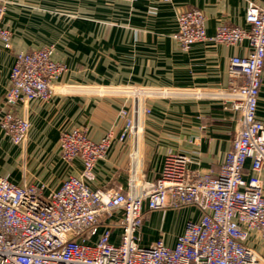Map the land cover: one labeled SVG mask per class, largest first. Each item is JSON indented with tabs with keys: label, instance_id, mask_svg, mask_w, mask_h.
I'll return each mask as SVG.
<instances>
[{
	"label": "crops",
	"instance_id": "1",
	"mask_svg": "<svg viewBox=\"0 0 264 264\" xmlns=\"http://www.w3.org/2000/svg\"><path fill=\"white\" fill-rule=\"evenodd\" d=\"M264 8V0H6L2 27L10 48H0V113L8 110L4 95L11 88L9 73L15 54L53 47V59L66 71L45 101H29L14 112L29 122L23 145H13L0 132V175L17 185L59 187L68 177H80L82 162L61 159L58 138L63 130L79 128L94 142L107 132L112 140L104 158L82 181L90 189H112L128 194V180L135 174L140 184L153 182L168 153L188 156L190 169L216 173L233 135L238 115L223 109L222 102L175 95L143 102L136 117L140 132L118 141L124 122L118 110H133V102L120 95L97 96L91 87L137 86L180 91H222L228 85V59L250 50L248 41L238 45L195 43L187 51L173 38L177 15L187 9L202 12L208 36L218 25L248 29L247 4ZM65 91V89H64ZM150 110L149 114L143 110ZM256 118L264 127V67ZM6 164H9L6 166ZM264 182V172L262 173ZM121 216L116 212L110 220ZM194 208L166 209L145 215L138 230L139 245L162 239L172 247L187 221H197ZM103 230L99 226L97 235ZM120 230L112 228L110 243L119 244ZM96 238L93 237L92 241Z\"/></svg>",
	"mask_w": 264,
	"mask_h": 264
},
{
	"label": "built area",
	"instance_id": "2",
	"mask_svg": "<svg viewBox=\"0 0 264 264\" xmlns=\"http://www.w3.org/2000/svg\"><path fill=\"white\" fill-rule=\"evenodd\" d=\"M3 17L0 2V48L9 49L11 34L2 27ZM176 21L173 38L183 51L195 43L249 42L247 54L228 59L226 89L175 92L124 86L91 87L85 92L132 100V111L123 106L117 113L124 122L120 142L140 132L136 117L147 99L179 95L222 102L224 110L238 115L239 127L219 170L190 169L188 156L168 153L153 182L140 184L133 173L128 194L93 190L82 178L104 158L112 134L94 142L82 129L63 130L59 154L65 162H82L79 178L68 177L57 189L47 190L44 185H17L0 175V264H264V127L256 118L264 67V8L249 2L244 16L248 29L218 25L212 36L206 34L204 16L197 9L179 12ZM53 52L52 46H45L15 54L8 79L11 88L4 95L8 110L0 113V132L15 146L25 143L29 130L28 120L16 115L15 107L67 92L64 87L53 90L66 71ZM188 207L196 209L199 218L185 223L172 247L162 239L139 245L137 233L146 214ZM116 212L120 218L110 220ZM112 228L120 230L118 245L110 243Z\"/></svg>",
	"mask_w": 264,
	"mask_h": 264
},
{
	"label": "rangeland",
	"instance_id": "3",
	"mask_svg": "<svg viewBox=\"0 0 264 264\" xmlns=\"http://www.w3.org/2000/svg\"><path fill=\"white\" fill-rule=\"evenodd\" d=\"M0 2L2 3L3 7H4V13L6 10V0H0ZM9 164H6V166H8ZM10 166H8L7 168H9Z\"/></svg>",
	"mask_w": 264,
	"mask_h": 264
}]
</instances>
